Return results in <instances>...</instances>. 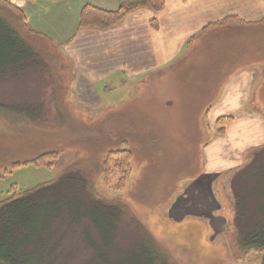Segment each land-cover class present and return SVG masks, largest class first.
<instances>
[{
	"label": "rangeland",
	"instance_id": "rangeland-1",
	"mask_svg": "<svg viewBox=\"0 0 264 264\" xmlns=\"http://www.w3.org/2000/svg\"><path fill=\"white\" fill-rule=\"evenodd\" d=\"M36 12L33 16L26 9L29 28L40 33L28 32L40 56L19 71L0 75V202L48 184L51 196H42L39 204L52 214L62 190V214L47 223L52 242L61 246L62 264L126 261L144 238L134 229V218L152 234L164 263L264 264V252L243 254L235 225L225 228L234 216L230 182L264 147V79L249 84V92L240 96L247 103L243 107L236 103L237 93L230 94L236 85L231 78L242 61L264 69V33L208 30L196 39L193 51L159 69V75L131 81L118 71L86 85L83 68L76 72L70 58L65 35H73L72 25L59 27L47 7ZM219 114L234 117L224 134L213 121ZM262 138V143L254 141ZM233 139L255 143L230 166L220 165L216 156L241 150ZM124 149L132 152V169L126 188L118 192L113 189L117 172L105 178L98 165L108 152ZM53 152L59 154L49 160L52 166H14ZM241 162L226 176L213 175ZM70 174L85 176L94 188L82 191L72 183L71 191ZM82 195L95 196L98 203L83 206ZM256 198L264 203L262 194ZM113 202L120 204V222L117 231L109 232L108 256L100 257L91 247L101 246L100 235L83 214H98L99 207L101 219L117 206ZM48 251L49 246L41 247L39 256Z\"/></svg>",
	"mask_w": 264,
	"mask_h": 264
},
{
	"label": "trees",
	"instance_id": "trees-1",
	"mask_svg": "<svg viewBox=\"0 0 264 264\" xmlns=\"http://www.w3.org/2000/svg\"><path fill=\"white\" fill-rule=\"evenodd\" d=\"M28 2H44L54 3L58 0H27ZM0 6L4 9L0 12V75L15 70L19 71L26 67L29 63L35 61L40 56L38 51L33 48L32 41L29 39L28 32L39 34L30 29L27 24V15L24 10L8 0H0ZM165 7V0H120L117 9L109 10L100 8L92 4L84 5L79 13L78 29H98L109 30L120 25L127 16L139 9H151L154 12H161ZM0 9V11L2 10ZM6 11H9L7 13ZM11 11V14H10ZM10 15V17L8 16ZM244 21L239 17H228L222 21H218L208 25L203 29V33L216 26L239 24ZM264 22V19L262 20ZM153 23V22H152ZM154 24V23H153ZM27 33V34H25ZM197 36L192 37L195 39ZM234 121L232 116H221L217 119L216 125L218 132L224 134L228 125ZM264 145V144H263ZM58 152L45 153L32 160L25 162H16L14 166H21L32 163L36 166H52L50 159H55ZM258 154V155H257ZM251 162L241 171L243 174L237 173L232 178L231 198L234 202V216L227 220L226 230L230 226L235 225L240 239V246L243 254H249L252 251L264 252V203H259L257 196H264V167L260 165L262 158L264 159V147L261 148ZM132 152L128 149L112 150L104 157L101 165H98V171L103 173L106 178L112 173L117 172V182L113 185L115 191H123L126 188L127 181L131 176ZM258 172L260 176L258 175ZM245 176H247L245 178ZM87 178L83 175L67 176L68 186L71 190L72 183L80 184V190L83 187L94 188L87 182ZM251 182L245 187L244 182ZM89 184V185H88ZM254 186V187H253ZM259 186V188H258ZM85 189H82L84 191ZM72 191V190H71ZM52 189L48 184H42L35 188L15 193L8 199L0 202V264H62L61 246L53 236H49L48 221L51 218H60L62 214L63 198L62 190L58 194L56 209L54 213H46V205H40L41 197L51 196ZM70 197H72L70 195ZM43 198V199H44ZM99 200H103L102 197ZM44 201V200H43ZM42 201V202H43ZM79 202L83 206L87 203L95 204L98 200L94 197H79ZM117 206L108 209L110 212L105 213L101 219H97L99 207L95 208L98 214L84 213V219L90 220V224L95 228L96 233L100 235L99 244L91 245L100 257L108 256L107 251L111 247L108 235L110 230L117 231V225L120 222L119 209L120 204L113 202ZM119 205V206H118ZM122 206V205H121ZM107 210V211H108ZM120 211H122L120 209ZM93 224V225H92ZM141 224V223H140ZM134 229L141 231L144 238L141 242H137L134 246L135 251L130 254L126 261L116 262V264H167L162 259V253L156 245L152 234L142 225L140 226L134 218ZM210 227V231H211ZM148 242L151 247L146 246L144 242ZM155 242V241H154ZM52 243V246H51ZM156 244V243H155ZM49 246L52 251H48L46 255L39 256L40 248ZM60 246V248H59ZM109 252V251H108ZM104 257V258H106Z\"/></svg>",
	"mask_w": 264,
	"mask_h": 264
},
{
	"label": "crops",
	"instance_id": "crops-1",
	"mask_svg": "<svg viewBox=\"0 0 264 264\" xmlns=\"http://www.w3.org/2000/svg\"><path fill=\"white\" fill-rule=\"evenodd\" d=\"M24 2L23 5L16 6L22 8L25 13L29 8L31 14L35 16L37 9L47 7L50 10L48 14H54V22L59 27L72 25L70 31L73 29V35H65L71 42L69 43L71 44L69 51L72 54L70 58L75 61L76 72L80 67L83 68L86 85L91 79L118 71H122L131 81L132 79L141 81L146 76L156 73L159 75V69L173 66L187 52L193 51L198 38L204 34L203 29L228 17H239L244 22L234 26H216L212 29L215 32L227 29L245 30L249 34L257 32L258 35L264 33V22H262L264 0H165V7L161 12L156 13L151 9L136 10L120 25L109 30L78 29L80 10L86 4L109 10L117 9L120 0H58L54 3L41 1L32 3L24 0ZM194 36L197 37L193 39ZM240 63H242L241 68L237 69L236 75L231 78L236 81V85L231 86L233 91L230 94L237 93L236 103L244 107L247 103L240 96L249 92V84L257 79H264V76L259 77L264 74V69L259 71L250 65L246 66L243 61ZM221 116L231 115L215 116L213 121L216 127V121ZM252 140L233 139L232 145L242 147L241 150L235 151L232 148V151L229 150L232 154L216 156V159L220 158V165L230 166L236 156L237 159H241L242 155L253 147L254 141L262 143L263 138ZM212 159L213 157L210 161ZM241 165L242 162L236 167H221L212 172L213 175L218 171L226 176L233 168ZM208 224L210 226L209 221Z\"/></svg>",
	"mask_w": 264,
	"mask_h": 264
}]
</instances>
